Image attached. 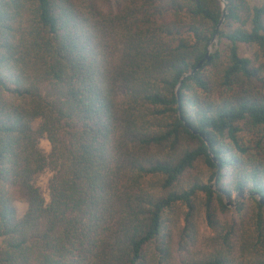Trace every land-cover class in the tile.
<instances>
[{
    "label": "trees",
    "instance_id": "obj_1",
    "mask_svg": "<svg viewBox=\"0 0 264 264\" xmlns=\"http://www.w3.org/2000/svg\"><path fill=\"white\" fill-rule=\"evenodd\" d=\"M225 1L0 0V264H264V0Z\"/></svg>",
    "mask_w": 264,
    "mask_h": 264
},
{
    "label": "rangeland",
    "instance_id": "obj_2",
    "mask_svg": "<svg viewBox=\"0 0 264 264\" xmlns=\"http://www.w3.org/2000/svg\"><path fill=\"white\" fill-rule=\"evenodd\" d=\"M37 123L38 122L36 121V124ZM40 145L46 152L50 151L51 144L47 139H45V138L42 139ZM51 176H52V172L50 170H46L44 172L37 174L34 178L35 184L38 185L42 189V192L44 193L47 200H49L48 182H49V179ZM188 178L191 181H194V180L207 181L206 168L205 167L195 168L194 170H192V172L190 174H188ZM240 199H242V197L236 195L234 202H230L228 200V202L231 203L229 205L230 211L227 214H223L221 216L223 219H230V218L238 216V213L236 212V209H235V207H236L235 203ZM15 206L18 210L19 216L23 215L27 209V203H25L23 201H19V200L16 201ZM201 231H202L203 235H207V236L211 235V231L207 226L205 218H202V220H201Z\"/></svg>",
    "mask_w": 264,
    "mask_h": 264
},
{
    "label": "water",
    "instance_id": "obj_3",
    "mask_svg": "<svg viewBox=\"0 0 264 264\" xmlns=\"http://www.w3.org/2000/svg\"><path fill=\"white\" fill-rule=\"evenodd\" d=\"M222 5H223V9H224V14H223V17H222L221 22H220V24H219V27L221 26L222 22L224 21V17H225V15H226V1H225V0H222ZM210 49H212V48H210ZM206 59H207V60H210V59H211V55H210V53H208L207 56H206V58H204L203 60H201V61L198 63V65L194 68V70L192 71V73H195L198 69H200V68L202 67V65H203V63H204V61H205ZM177 94H179V88L177 89ZM206 140H207V142H208V144H209V140H208L207 137H206ZM261 201H264V200L261 199ZM228 204L230 205L231 203L228 202Z\"/></svg>",
    "mask_w": 264,
    "mask_h": 264
}]
</instances>
